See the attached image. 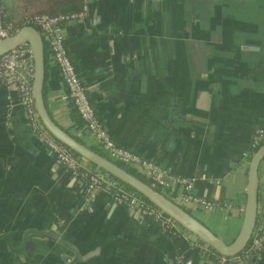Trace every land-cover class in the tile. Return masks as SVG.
Returning <instances> with one entry per match:
<instances>
[{"label": "crops", "instance_id": "1", "mask_svg": "<svg viewBox=\"0 0 264 264\" xmlns=\"http://www.w3.org/2000/svg\"><path fill=\"white\" fill-rule=\"evenodd\" d=\"M65 35L116 144L193 180L200 196L231 202V211H187L233 243L244 220L253 137L264 128V0H91ZM45 44L51 119L105 156ZM259 177L264 221V161ZM0 236L8 237L0 240V264H211L197 237L164 233L104 190L89 211L85 181L56 161L34 135L18 90L2 84ZM242 264H264V251Z\"/></svg>", "mask_w": 264, "mask_h": 264}, {"label": "built area", "instance_id": "2", "mask_svg": "<svg viewBox=\"0 0 264 264\" xmlns=\"http://www.w3.org/2000/svg\"><path fill=\"white\" fill-rule=\"evenodd\" d=\"M90 1L83 0V10L77 14L42 15L33 19L50 48L52 58L68 91V98L78 111L88 133L101 147L107 159L117 164L134 167L155 186L160 187L167 197L184 209L190 210L195 207L205 212L231 211L233 209L231 202H219L200 196L195 190L193 180L172 177L169 170L118 146L111 137L97 114L88 95V88L77 72L66 43L65 26L87 14ZM3 19L4 9L0 3V41L11 36V28L4 24ZM34 77V53L29 45L23 44L0 58V84L18 90L21 105L25 108L26 117L34 135L45 144L60 165L67 167L75 178L85 181V206L87 209L92 210V203L97 193L104 190L110 195L113 203L133 210L140 217L156 220L164 233L177 235L184 231L180 225L149 203L142 195L127 189L124 184L101 169L86 167L85 159L47 131L35 106ZM262 146H264V128H259L253 137L250 157H253ZM200 251L203 256L211 260V264H242L251 256L258 258L264 251V221H258L248 249L240 255L234 257L214 256L213 249L202 243ZM69 263L71 260H68L66 264Z\"/></svg>", "mask_w": 264, "mask_h": 264}, {"label": "water", "instance_id": "3", "mask_svg": "<svg viewBox=\"0 0 264 264\" xmlns=\"http://www.w3.org/2000/svg\"><path fill=\"white\" fill-rule=\"evenodd\" d=\"M23 44L29 45L34 53L35 77L33 85L35 106L42 124L51 135L62 144L69 147L78 156L108 173L125 186H129L136 193L142 195L149 203L156 206L166 216L170 217L180 225L186 233L194 235L200 242L208 245L219 255L234 257L244 253L248 249L259 219V170L264 161V146L257 150L250 161L249 184L247 187V201L244 211L243 225L237 238L233 243L228 244L218 238L203 222L175 203L163 192L131 174L121 165L112 162L105 156L95 152L90 147L79 142L74 136L57 126V124L51 119L44 101L47 50L44 38L39 30L32 26H27L14 35H11L9 38L1 40L0 58ZM6 237L7 236H0V240L5 239Z\"/></svg>", "mask_w": 264, "mask_h": 264}, {"label": "trees", "instance_id": "4", "mask_svg": "<svg viewBox=\"0 0 264 264\" xmlns=\"http://www.w3.org/2000/svg\"><path fill=\"white\" fill-rule=\"evenodd\" d=\"M0 3L4 9V24L11 28V35H14L19 30L27 26H32L39 30L38 26H36L33 22V19L37 16L77 14L82 12L83 9V0H0ZM121 166L131 174L137 176L141 180L145 181L151 186H154L157 190L162 192L160 187L155 186L147 177L139 173L134 167L127 165ZM125 187L134 191L129 186ZM168 235L171 236L170 233ZM212 253L214 256H220L214 250ZM256 258V256L249 257L248 260H251L252 262Z\"/></svg>", "mask_w": 264, "mask_h": 264}, {"label": "rangeland", "instance_id": "5", "mask_svg": "<svg viewBox=\"0 0 264 264\" xmlns=\"http://www.w3.org/2000/svg\"><path fill=\"white\" fill-rule=\"evenodd\" d=\"M121 165V164H120Z\"/></svg>", "mask_w": 264, "mask_h": 264}]
</instances>
